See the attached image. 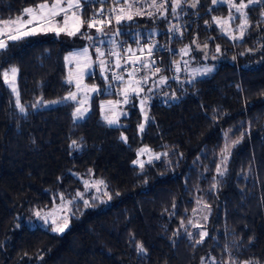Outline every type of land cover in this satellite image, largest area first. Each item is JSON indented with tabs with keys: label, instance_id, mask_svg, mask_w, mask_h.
<instances>
[{
	"label": "trees",
	"instance_id": "1",
	"mask_svg": "<svg viewBox=\"0 0 264 264\" xmlns=\"http://www.w3.org/2000/svg\"><path fill=\"white\" fill-rule=\"evenodd\" d=\"M40 2L0 0V21ZM247 5L243 29V15L212 0H181L175 10L172 4L157 34L134 31L141 23L118 25L129 42L151 39L153 69L169 77L152 96L155 76L141 85L144 131L141 95L129 94L123 125L102 117L104 87L119 99L126 89L125 78L109 87L112 41L107 80L97 72L88 77L103 88L80 121L74 102H38L70 90L71 45L25 36L0 49V264H264V0ZM98 7L84 3L83 21ZM229 16L235 19L227 25ZM188 60L213 70L190 78ZM10 67L18 69V97L3 80ZM143 147L164 156L139 168ZM65 198L73 201L64 233L31 221Z\"/></svg>",
	"mask_w": 264,
	"mask_h": 264
},
{
	"label": "rangeland",
	"instance_id": "2",
	"mask_svg": "<svg viewBox=\"0 0 264 264\" xmlns=\"http://www.w3.org/2000/svg\"><path fill=\"white\" fill-rule=\"evenodd\" d=\"M257 0H253L255 2ZM131 2V0H130ZM162 0H157V3H161ZM219 3H227L230 7L234 3L236 5H239L241 2L245 4H249L248 0H217ZM252 2V3H253ZM51 4L52 2H48ZM84 3H96L99 5L97 8V11L103 8V3L97 2V0H81V6L84 5ZM151 3V0H138L137 3L134 4V9L136 7H141V10L145 13L144 15H134L133 19L131 21L125 20L122 21L121 23H141L137 24L134 26V31L136 32H141L145 30L146 34H157L158 33V28L156 26V23L158 21H161L162 19H165L168 16V13L171 11V5L173 4V0H168V3L165 4V9L166 13L162 15L161 13H158L155 11L154 8L149 7L148 5ZM174 5V4H173ZM123 4L117 5V7H122ZM27 8H35V6H29ZM232 9L235 8L231 7ZM26 9V8H25ZM245 10V9H244ZM148 12H152L153 15L149 16L147 15ZM173 12V10L171 11ZM80 15V14H79ZM170 15V14H169ZM229 16L228 18L225 19L224 23L227 25H230L232 20ZM29 19V15L24 13L21 14V16H18L13 19H8V20H1L0 21V31L4 32L5 34L9 33H15L17 29L20 31H25L28 28H32L35 25H26L25 27H21L24 21ZM82 19V18H81ZM56 20H62V16L56 17ZM83 20V19H82ZM73 20L71 18V15L69 16V30H71ZM150 24V25H147ZM103 33H98L96 28H89L87 21H84L82 26L80 27V31L76 33V35L69 36L66 34V32H60L59 34H56L55 32L51 31H39L37 30L35 34L32 35H26V36H55L57 38H60L64 41H66L69 45L72 46V49L67 53L65 60H66V65H67V83L70 85V90L67 92V94L62 98V99H57V100H50V101H44V100H39V104H42L44 107H50V106H55L57 104H60L62 102L66 101H71L76 103V107L74 110V120L80 121L84 119L88 113L90 112L91 108V102L92 98L94 97L95 94L99 93L100 90L103 88L98 80H88V77L91 74H94L97 72V74L101 77L102 81H105L106 77V71L107 69V57H106V50H107V44L108 41H112L114 37L112 36V31L110 30H103ZM91 36L92 39H88V37ZM150 36V35H149ZM25 37V36H23ZM133 37H136V34L133 33ZM0 38H5L6 35L2 36ZM103 41V43H101ZM8 42V41H7ZM113 44L112 46H114ZM99 48L102 52L105 53L103 57L98 56L96 49ZM87 49V56L82 55L83 50ZM152 49L154 47L152 46ZM149 55H145L140 57L142 60H144L146 63L149 64V67L146 68V77H148V80L152 77L155 76V79L152 80L150 88L147 90V94L152 96V93L155 91V86L156 87H161L164 83H160L161 78H169L165 74H160L156 73L155 69H153L152 62L149 60ZM103 60L105 62V67L102 69L100 67V61ZM180 60H183L180 58ZM187 62V61H186ZM183 63V67L185 68L184 72L187 74L190 78L196 77V76H205L206 74H201L202 70L205 68H210L213 70V66L210 63H204L201 62L202 64H193L191 63V60H188L187 63ZM178 63V62H177ZM12 67L5 69L4 71H9ZM150 69H152V72L149 73ZM9 79H11V73L9 72ZM4 80V78H3ZM71 81V82H69ZM5 82V81H4ZM130 82L133 83V79L130 78ZM129 82V84H130ZM77 83L79 84V88H77ZM10 88L11 86L6 83ZM128 85L125 86V88H128ZM15 85H16V91L14 92L15 95L18 97L19 96V85H18V72L16 74L15 78ZM142 87V86H141ZM12 89V88H11ZM92 89H96L93 91ZM123 87V91H124ZM76 93L77 99L76 100H68L65 99L66 97L69 96V93ZM104 93L105 97H102L100 101V108H101V114L102 117L105 119V117H109L110 119H115L117 122L114 124H111L112 126H121L124 124L123 119L124 117L127 116V110L125 108L127 103H124V96L122 99H119V97H116L112 95V91L108 89V87H104ZM141 93V92H140ZM129 94H133L129 90ZM141 95V94H139ZM143 96H140V108H142V123L143 128L141 129V125L139 126L140 131H144L147 123V117H148V112L146 108L141 104V101H143ZM83 101V108H86L87 111L84 113L83 117H77L75 115L77 108L81 107L80 102ZM109 101L113 102L112 104H109ZM118 102V103H117ZM82 108V110H83ZM107 122V120H106ZM108 123V122H107ZM109 124V123H108ZM110 125V124H109ZM143 150V151H142ZM164 154L162 152H155L150 150L147 147L141 148L138 153L135 161H139L140 163L143 164V167L150 161L159 159L160 157H163ZM158 157V158H157ZM140 163H135L139 168ZM88 188L86 187V191ZM85 191H81L76 195L75 198L81 197V194L84 195ZM92 192V191H89ZM71 198H65L57 203H55L52 207L43 209L41 211H38L40 213V216L34 215L31 219V221L34 224H40L42 226H50L51 230L53 232V229L56 228L57 226H62L65 222L67 223V227L65 230L62 232L64 233L69 225H70V213H71V203H72ZM41 217H47V222L45 219H42ZM55 221L56 223L53 224L52 221ZM61 233V232H57Z\"/></svg>",
	"mask_w": 264,
	"mask_h": 264
},
{
	"label": "snow or ice",
	"instance_id": "3",
	"mask_svg": "<svg viewBox=\"0 0 264 264\" xmlns=\"http://www.w3.org/2000/svg\"><path fill=\"white\" fill-rule=\"evenodd\" d=\"M97 2L103 3L105 0H97ZM138 0H115L116 5H121L123 4L122 7H112L107 15L105 14L104 9H100L96 14H94L90 19L87 21L88 27L89 28H96L98 33L106 34L103 33V29L105 25L111 26L113 21H115L116 25H120L122 21L128 20L131 21L133 19L134 15H144L145 13L141 10V7H136L134 9V4L137 3ZM213 3H216L217 0H212ZM253 0H248V3L251 4ZM168 3V0H162L161 3H157V0H151V3L148 5L149 7H152L155 9L156 12L161 13L164 15L166 13L165 9V4ZM174 4V9L179 8L181 6V0H173ZM195 7V3L192 5ZM248 5L241 2L239 5L232 4L231 7L235 8V11L237 13H240L241 15L244 16V23L240 25L241 29L244 28L245 25L248 24L247 16L244 13V9ZM24 13L29 15V19L24 21L21 27H25L26 25H32L35 22V25L32 28H28L25 31H20L19 29L16 30L15 33H9L5 34L4 32L0 31V37L6 35L5 38H0V49L6 48L7 47V41L9 40H18L22 38L23 36L26 35H32L35 34L37 30L39 31H51L55 32L56 34H59L60 32H66L67 35L73 36L76 35L77 32L80 31V27L84 23V21L81 19V16L79 15L81 13V0H52V3L49 4L48 0H43V2L38 3L35 8H26L23 10ZM71 15V18L73 20L71 30H69L68 24H69V16ZM147 15L151 16L153 15L152 12H148ZM62 16V20H56V17ZM231 19H235V17H230ZM217 23H220L219 20L216 21ZM120 35L119 28H116L112 36L113 37H118ZM241 37L243 36V31L240 33ZM236 37H233L235 39ZM88 39H92L91 36L88 37ZM103 43V41H101ZM113 44H116V40H112ZM119 45H117V48ZM141 53L147 51L149 56L151 55L152 51V46L147 47L145 49L143 46L138 49ZM129 55L125 57V64L132 65V71L128 72V76L133 79V83H130L128 88H126L123 91V96H124V103L128 102V96H129V90L136 94L139 95L140 92L143 91V88L141 85L145 83L148 79V77H141L140 79H135V73L137 69L135 68V65L139 64L141 67H149V64L146 63L144 60H142L139 56H135V53L133 50L129 47L125 50ZM217 51H219V47H217ZM87 49L83 50L82 55L87 56ZM96 52L98 56L103 57L105 55L104 52H102L99 48L96 49ZM109 55L116 57V67H120V60H121V54L118 50H113L109 53ZM135 57V58H134ZM100 67L104 69L105 67V62L103 60L100 61ZM212 71L210 68H205L202 70L201 74H206L208 72ZM9 72L11 73V79H9ZM18 72V69L16 67H12L9 71H4L3 72V78L5 83H8L12 91H16V85H15V78L16 74ZM156 73L160 72L159 68L155 69ZM107 79V77H105ZM116 80H123V76L117 75L115 77ZM71 82V81H69ZM166 82V78H161L160 83ZM77 88H79V84L77 83ZM95 91L96 89H92ZM65 99L68 100H76L77 96L76 93H69V96L66 97ZM113 102L109 101V104H112ZM118 103V102H117ZM143 101H141V104L143 105ZM81 107L77 108L75 115L79 117H83L84 113L87 111L86 108H83L84 102H80ZM83 108V110H82ZM20 111L24 112L25 109L24 107H20ZM105 120L111 125L116 123L117 121L115 119H110L109 117H105ZM141 129L143 128V125L140 126ZM126 139V138H125ZM238 142V141H237ZM73 144H76V141H73ZM228 148L226 146L225 152H227ZM143 151V150H142ZM158 158V157H157ZM134 163H140L139 161H134ZM140 167L143 168V164L140 163ZM219 172L220 169H217ZM97 184H103V181H97ZM99 190V189H97ZM62 198V197H61ZM81 198L82 194H81ZM109 199H111V196H109ZM85 206H88V201H84ZM36 216H40L39 212L35 213ZM42 219H45L47 222V217H41ZM53 224L56 222L53 220ZM67 227V223L65 222L62 226H57L54 228V231L57 232H63L65 228ZM202 235H207L206 233H203ZM139 251L143 252L145 249L141 245L139 247Z\"/></svg>",
	"mask_w": 264,
	"mask_h": 264
},
{
	"label": "built area",
	"instance_id": "4",
	"mask_svg": "<svg viewBox=\"0 0 264 264\" xmlns=\"http://www.w3.org/2000/svg\"><path fill=\"white\" fill-rule=\"evenodd\" d=\"M112 7H116L115 1L114 0H108L106 7L102 8V9H104L105 14L107 15V13L109 12V10ZM112 25H114L115 29L118 28V25L115 24V21H113ZM114 39L116 40V44H115V46H113V48H109V53L111 51H113V50H118L120 52V54H121L120 65L121 66L120 67H116L114 70L109 72V80H110L109 81V87H111L112 89L116 88L121 82V80H116L115 79V77L117 75L123 76V78H125L124 79L125 80V82H124L125 86L128 85L129 82H130V79L128 78V75H124V72L127 71V73H128L129 70L132 71V65H129L128 67L124 65L125 64V57L127 55H129L125 50L130 47L133 50V52L135 53V56L142 57V56L149 55V54H148L147 51L141 53L138 49L140 47H142V46L145 49H147V47H149V46H152L151 39H148L149 40V44L148 43L147 44H144V43H139V44L135 43L134 44L132 42H129L127 40V38H124L122 36L121 32H120V35L118 37H114ZM117 45H119L118 48H117ZM165 51H170V52L175 53V54L177 53V51H175L172 47L171 48L169 47L168 49H165ZM153 53H155V49H152L151 55ZM112 57H114V56H112ZM123 66H125V67L121 70V68ZM135 68L137 69V71L135 73V79H140L141 77H146L145 76V70H146L145 67H141V65L137 64V65H135ZM115 92H117L118 96H121V92H120L119 89H117Z\"/></svg>",
	"mask_w": 264,
	"mask_h": 264
}]
</instances>
